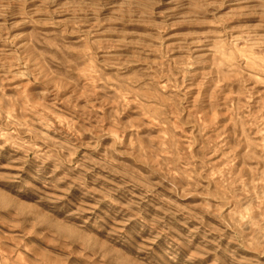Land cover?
<instances>
[{"label":"rangeland","instance_id":"1","mask_svg":"<svg viewBox=\"0 0 264 264\" xmlns=\"http://www.w3.org/2000/svg\"><path fill=\"white\" fill-rule=\"evenodd\" d=\"M0 264H264V0H0Z\"/></svg>","mask_w":264,"mask_h":264}]
</instances>
